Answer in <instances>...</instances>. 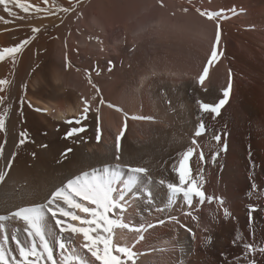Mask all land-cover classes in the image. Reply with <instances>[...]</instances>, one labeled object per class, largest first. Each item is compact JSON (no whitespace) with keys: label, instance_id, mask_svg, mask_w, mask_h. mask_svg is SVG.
<instances>
[{"label":"bare ground","instance_id":"6f19581e","mask_svg":"<svg viewBox=\"0 0 264 264\" xmlns=\"http://www.w3.org/2000/svg\"><path fill=\"white\" fill-rule=\"evenodd\" d=\"M22 2L51 8L55 14L24 13L9 5L18 13L12 17L0 5V16L9 21H0V49L32 36V27L40 28L17 55L15 65L11 58L0 62V79L12 80L0 92L8 97L0 108L12 105L0 169L16 153L9 175L0 183V214L5 208L43 202L56 186L82 171L117 163L143 166L149 173L142 177L141 187L151 190V202L132 200L122 218L123 223L143 225L146 231L116 228L114 243L134 246L138 252L160 238L148 247L140 264L149 260L154 264H247L243 245L264 247V0H55L54 6L53 0L47 5L43 0ZM198 8L236 10L219 20L217 51L223 55L210 66L217 21L199 15ZM148 20L157 24L158 40L138 34L139 51L128 55V41L135 40V31L144 29ZM162 35L170 37L171 43L163 49ZM120 37L123 40L114 43ZM205 67L209 71L203 88L208 92L198 84ZM230 81L221 114L215 119L201 114L197 101L223 98ZM82 98L91 101L93 110L99 107V118L90 112L84 122L86 131L66 137L76 126L67 121L79 115ZM200 119L207 131L194 137ZM121 130L125 135L117 161ZM21 131L29 139L17 147ZM217 134L220 141L213 138ZM192 139L198 145L189 160L192 175L202 177V190L214 199L200 203L194 198L191 207L182 198L170 204L165 185L178 181L175 167L186 148L193 146ZM4 140L5 133L0 132V143ZM123 172L126 178L127 169ZM159 220L165 222L159 224ZM49 228H56L54 220ZM8 234L7 246L17 254L11 224ZM18 235L22 240L26 237L22 231ZM82 243L77 236L70 251L94 261ZM54 257L60 259L59 249ZM253 258L264 264V254H249L247 259Z\"/></svg>","mask_w":264,"mask_h":264},{"label":"snow or ice","instance_id":"6c2138e0","mask_svg":"<svg viewBox=\"0 0 264 264\" xmlns=\"http://www.w3.org/2000/svg\"><path fill=\"white\" fill-rule=\"evenodd\" d=\"M49 0H43V4L47 5ZM79 3V0H77ZM0 5L12 17H17L18 13L13 10V5L21 9L24 13H45L46 15H54L55 13L48 7H40L38 4L31 2H22V0H0ZM55 0H53V6ZM64 12L73 11L72 8L60 9ZM183 11L187 12L185 8ZM231 11L236 14L235 9L231 10H206L197 9L199 15L208 20L217 21V31L215 35V45L213 47L211 57L208 60V65H212L218 59L222 52L217 51L220 40L221 30L219 20L228 18L227 12ZM24 19V17H19ZM0 21L9 23L4 16H0ZM33 35L20 40L13 46L3 47L0 49V62L6 58H11L15 65L17 55L22 53L25 47L29 45L35 38V33L40 31L38 27H32ZM111 61L109 64L111 65ZM111 70V69H109ZM208 67H205L203 74L199 77L198 84L202 91L208 92L207 88H203L205 79L208 77ZM91 82V81H90ZM12 84V80L8 78L0 79V92L6 91ZM26 87V85H25ZM231 81L226 89L223 90V98L212 102L198 100L197 104L201 114H208L213 119L221 114V109L228 100L231 90ZM97 91H99L97 89ZM95 99V97H93ZM8 100L6 95H0V105H5ZM21 109L25 103L24 98H20ZM82 108L77 117L67 121L69 124H75L66 132V137L79 135L86 131L87 125L84 123L89 119V113L93 112L97 119L99 118V107L92 109L91 101L88 98H82ZM103 104V99L100 100ZM113 107V105H109ZM12 105L8 103L3 108H0V132L5 133V140L0 143V158L3 157L4 145L7 143L6 134L8 121ZM40 111V109H37ZM139 119H152L151 117H134ZM126 127V125H125ZM207 131L206 124L203 119L198 121V126L194 131V137L201 136ZM125 135L124 130H121L116 142V159L119 161L121 150V138ZM19 141L17 147L24 145L29 135L26 131L19 133ZM216 141H220V135L213 137ZM99 139V136H97ZM191 145L186 148L181 154L178 165L175 171L178 174V181L166 183V188L169 190V203L174 204L178 198H182L184 202L191 207L193 200L198 199L200 203L205 200H212L214 197L206 196L202 190V177H194L192 169L189 165V160L196 152L198 147L195 139H192ZM46 147V145L44 146ZM226 147V146H225ZM67 151H71L68 149ZM35 155V153H33ZM62 153V156H65ZM218 155V154H217ZM16 153L11 154L8 164L5 169H0V183L5 182V178L9 175V169L12 168V161L15 159ZM199 158L204 159L203 151H200ZM215 156L213 157V160ZM127 169L128 175L125 178L123 169ZM149 169L143 166H133L131 164L121 165L117 163L115 167L105 165L102 168H92L88 171H82L78 175L68 178L66 182L56 186L43 199V202H30L26 205H16L14 210L5 208L0 214V234L3 235V240L0 241V264H136L137 251L134 246L121 245L114 243L115 229L124 228L129 231L142 233L146 228L141 225L139 227L123 223L122 214L130 206L132 200L147 199L151 202L152 192L150 189L142 188V177L147 178ZM161 184H165L164 180H160ZM256 185L253 184V188ZM220 204H223V198H219ZM250 210L253 208L249 205ZM165 209H160L164 211ZM191 215V213H186ZM225 216L229 215L227 209L224 210ZM175 219V217H169ZM54 220L56 228H49L50 221ZM164 220H159V224H163ZM11 224L14 232L11 239L15 241L17 254H13V249L7 246L10 239L8 234V225ZM20 225L23 227L21 228ZM154 225L148 224L147 228H152ZM26 234L24 240L19 238V233ZM191 232V229H188ZM194 235V233H193ZM80 236L83 239L81 245L94 261L89 259L87 255L70 251L72 241ZM140 240H143V235H140ZM210 240V238H209ZM247 264H257V260L247 259L249 254L253 257L257 254H264V247L254 246L252 243L243 245ZM60 250V260L54 257V250Z\"/></svg>","mask_w":264,"mask_h":264},{"label":"rangeland","instance_id":"374dc122","mask_svg":"<svg viewBox=\"0 0 264 264\" xmlns=\"http://www.w3.org/2000/svg\"><path fill=\"white\" fill-rule=\"evenodd\" d=\"M147 22H148V24L147 25L146 24L144 25V29H142L141 31H138V30L135 31V33L133 35V38L135 40L128 41V47H127V53H128V55L133 56L134 54H136L139 51V40L137 39V35L138 34L147 33V36L149 37L148 39L151 40V41H153V38L156 40L158 38V35L160 36V34L157 35V26H156L157 24L155 22H151L150 20H148ZM161 39H162V42H160L159 45L162 47V49L163 48H166V47H169V45H171V43H170V37H168L167 35H162L161 36ZM122 40H123L122 37H120L119 39H117V41H114V43L115 42H121ZM149 45H150L151 48H153L154 43H150ZM97 50H100V47H97ZM202 207H200V208H202ZM194 210H198L197 206L194 207ZM195 220H196V222H198L199 221V218L197 217ZM152 225L155 226V223L152 224ZM154 239L152 241H150L148 243V245L146 244L145 245L146 247H141L142 250L139 248V251L137 252L138 253V256L136 257L137 258L136 264H140L141 257L147 255L146 253H147V249H148L149 246L155 245L156 243H159L158 241H160V238H154ZM215 254L218 255L219 253H215ZM221 258L225 259V257H223L222 254H221ZM149 262H150V260H149ZM149 262H147V264H154L153 262H150V263ZM156 264H161V263L159 262V263H156ZM162 264H166V263L164 262Z\"/></svg>","mask_w":264,"mask_h":264}]
</instances>
